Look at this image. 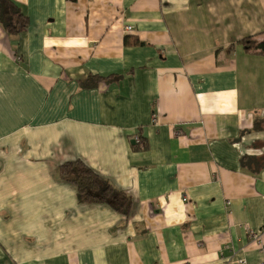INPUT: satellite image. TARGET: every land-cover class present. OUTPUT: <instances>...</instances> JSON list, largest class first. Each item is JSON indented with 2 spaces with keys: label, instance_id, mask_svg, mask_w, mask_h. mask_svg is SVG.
<instances>
[{
  "label": "crops",
  "instance_id": "obj_1",
  "mask_svg": "<svg viewBox=\"0 0 264 264\" xmlns=\"http://www.w3.org/2000/svg\"><path fill=\"white\" fill-rule=\"evenodd\" d=\"M12 1L27 25L0 23V264L264 262V53L238 43L264 41V0ZM75 160L128 217L78 202L57 175Z\"/></svg>",
  "mask_w": 264,
  "mask_h": 264
},
{
  "label": "trees",
  "instance_id": "obj_2",
  "mask_svg": "<svg viewBox=\"0 0 264 264\" xmlns=\"http://www.w3.org/2000/svg\"><path fill=\"white\" fill-rule=\"evenodd\" d=\"M0 23L9 34L20 33L27 25V18L20 8L12 0H0ZM125 38V44L130 43ZM136 44L137 41L131 42ZM247 52L264 53V41L247 36L238 41ZM120 76L111 74L108 76L88 77L84 83L92 85L103 79L108 82H117ZM136 146L143 147V140L137 134ZM58 178L75 186L77 200L80 203H105L116 212L128 217L131 206L130 196L116 188L109 180L98 175L81 160L65 162L59 166Z\"/></svg>",
  "mask_w": 264,
  "mask_h": 264
},
{
  "label": "built area",
  "instance_id": "obj_3",
  "mask_svg": "<svg viewBox=\"0 0 264 264\" xmlns=\"http://www.w3.org/2000/svg\"><path fill=\"white\" fill-rule=\"evenodd\" d=\"M126 30H131V26H126ZM134 139L137 140L138 139V136L135 135L134 136ZM249 235H250V238H252L253 241L256 242V244L259 245L260 249L261 250H264V243L263 241L261 240L260 236H259V233L258 232H255L253 230H251L249 232ZM240 262H244V260H240ZM261 264H264V262H262Z\"/></svg>",
  "mask_w": 264,
  "mask_h": 264
}]
</instances>
